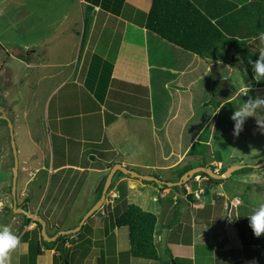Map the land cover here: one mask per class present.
Listing matches in <instances>:
<instances>
[{"label":"crops","instance_id":"crops-1","mask_svg":"<svg viewBox=\"0 0 264 264\" xmlns=\"http://www.w3.org/2000/svg\"><path fill=\"white\" fill-rule=\"evenodd\" d=\"M151 1L125 0L120 15L110 13L98 6L92 9V22L89 29L87 27L88 32H85V37L81 38L79 53L83 45L85 46V51L82 57L79 54L76 61L80 64V71L73 73L74 77L72 80H67L71 81L74 86L70 96L77 100L60 101V104L53 108L51 115L47 116L48 118L45 122L44 131L47 132L46 125L48 127L51 125L52 131L56 136L57 143H55V148L58 150L57 156L55 158L53 147L51 146L52 141L45 132V137L37 141L40 147L38 157L31 164L27 163L26 166L21 168V171L27 174H24L19 180L16 178L17 188L18 185L20 186L18 189L32 192L31 197L34 192H41V189L45 191L47 188L48 190L47 186L50 185L51 173L61 168L67 169L71 167L74 171H77L74 174L79 176H82L86 171L89 172L88 170L92 168L105 174L109 170V166L106 167L107 164L110 163L112 166L115 162V160L111 161L113 158L112 156L109 157L108 153L111 151L116 153L118 147L124 144L125 140L129 141V139L128 137L124 138L116 146L111 144L110 139L108 143L104 144L103 134H108L111 137L115 134V140H119L122 138V132L119 129L141 130L142 127L148 124L145 121L146 118L151 122L155 152L156 142H159L163 145L164 156L166 155L164 152L165 147L169 148L168 153L170 155L172 153L177 154L178 160L175 163L164 166L174 168L179 164L180 158L189 154L187 152L188 148L184 151L177 149V146L180 147L182 141V130L195 125L198 126V123L204 118V108H194L192 101H194L193 97L195 98L194 91L204 90L205 76H208L210 84L217 83V95L220 94L221 97H217L218 105L213 108L212 114L208 117L206 123L203 124L204 121L202 122L201 129L195 134L191 143L202 141L200 136L203 134L204 128L206 126L209 128V123L220 111V108L233 102L241 89L245 86L249 87L250 82L256 84V86L260 85L257 83L260 80L252 79L251 76L247 75L248 71L255 73V68H249L244 65L240 59L241 56L237 61L235 59L228 61L230 73L227 77H215L213 73L220 71V68L211 69V64L208 62L204 68V65H202L203 59L201 60L198 55L174 45L154 33L148 32L143 25V13L149 11ZM79 3L86 4L83 0H79ZM92 10L90 11L92 12ZM105 31L116 36L118 34L120 40L116 44L113 58L109 61L112 63V70L104 98L99 100L93 92L95 77L91 78V83H93V89H91L90 85L86 83V75L84 74L87 72L86 67L89 66L91 60L89 59L88 49L90 47L96 48L94 38L96 39L100 32L105 33ZM263 36L243 39V47L251 52L260 54L264 51ZM253 40H257L255 44H252ZM108 44L110 42L105 43V47H108ZM102 59L106 60V57H102ZM234 66L240 68V75L237 78V82H234L235 84L230 81ZM62 67H65V65H62ZM77 69L78 65L76 66V71ZM242 74L244 75V80L242 79ZM262 81L264 82V79ZM226 86H229V89L226 90ZM78 87H86L87 92L85 94L80 92V95H78ZM179 126L181 130L178 133ZM107 129L109 132H106ZM213 136L214 131L210 130L207 144L211 142L210 137ZM96 142L103 143L100 149L97 148L95 156L98 159L96 162L106 164L104 167L92 165L94 161H91V165L83 163V154L87 151L90 154V151H93L89 150L90 147L87 144H95ZM49 148L51 153L46 162ZM17 149L16 153H18ZM205 152L203 154L189 155L200 156V159L203 160L202 157ZM35 153L36 151H32L30 155L33 157V155H36ZM59 153H61L60 156ZM125 153H122L123 156H125ZM61 156H65L66 161H63ZM95 156L92 158L95 159ZM11 157V167L4 168L0 178V203H2L1 208L6 209L11 206V202L14 204L15 198L11 190L9 195L5 191L9 185V189L12 186V173H9V176L7 175V170H12L14 164L13 154ZM70 158L80 163L69 161ZM195 158L199 159L198 157L193 159ZM55 159H58V161ZM235 163L232 162V164ZM121 164L125 166L127 164L138 165L135 162L125 160H121ZM201 164L205 166L204 160ZM156 165H158L157 162ZM42 171L45 172L46 177L37 180L38 172ZM197 175L200 177L198 181L191 179L183 187L179 185L178 188L175 185H166L165 187H160L159 185L150 186L153 194H156V198L152 196L153 194L151 195L150 202L140 199L138 195L136 196V204L143 209L152 211L156 215L154 239L159 255L158 260L132 256L129 253L128 231H126L127 240L117 243V239L120 238L119 228L121 226L114 223L109 230H107L105 225L102 227L104 235L111 236L114 234L115 246L110 251L107 249L105 253H102L101 248L99 250L96 249L98 245L93 239V254H88V247L80 248L87 250L86 255L83 254L80 264H88L86 258L88 255H90L91 264H230L236 259H242V264H261L264 257L259 260L244 259L242 257V244L235 226L237 219L242 217L249 218L251 213L246 211L245 208L247 202L243 201L237 190L232 189L227 184V178L217 184H209L208 176ZM32 179L38 187H28V182ZM173 179L174 177L171 180ZM163 180L167 181V179ZM192 183L195 186H192ZM43 194L44 192L40 196L41 199L45 196ZM25 200L28 201L27 209L29 210V207L35 208L37 210L36 214H38L41 206L34 207L29 195L22 202ZM237 200L240 202L237 203ZM151 202L152 204H149ZM248 205L252 211L255 209L251 208V204L248 203ZM22 209L26 208L23 207ZM42 213L43 215L46 214ZM20 214L24 216L23 213L20 212ZM17 219L18 216L9 217L0 214V225H17L20 221L24 223V217L22 220L21 218ZM32 222L31 220L28 226H21L26 230H31L33 228ZM61 228H63L62 225L59 228L57 227L56 231ZM51 229L53 231H49V235H53L55 232L54 227ZM121 233L123 237V232ZM75 235L72 234L67 239L63 246L64 248H70L72 245H75L76 248L79 242L74 240L78 238ZM43 251L53 257L58 253L56 247ZM11 253L12 250H10L9 256ZM109 256H111L110 260Z\"/></svg>","mask_w":264,"mask_h":264},{"label":"rangeland","instance_id":"rangeland-1","mask_svg":"<svg viewBox=\"0 0 264 264\" xmlns=\"http://www.w3.org/2000/svg\"><path fill=\"white\" fill-rule=\"evenodd\" d=\"M86 13L90 14V19L84 24L83 20ZM92 18L93 10L92 12L87 10L85 4H80L79 0H0V116H2L0 117V178L2 177V170L11 167L10 133L13 132L16 149L18 148L16 156L18 158V170L19 168L20 170L16 178L19 180L24 174H27L22 172L21 168L26 166L27 163L31 164L39 155L40 147L37 141L45 137V122L51 115L53 108L58 106L60 101L67 102L75 99L70 96L74 86L71 81L67 80H72L73 73L80 71V64L76 61L79 54L82 57L85 51L83 45L79 53L82 32H88ZM118 38V34L116 36L108 31H105V33L100 32L96 39L94 38L96 48L90 47L88 49L89 59L95 53V57H106V60L111 61L115 54L116 44L120 40ZM262 40H264V36ZM256 41L253 40L252 44H255ZM107 42H110V44L105 47ZM28 50L31 51L28 53ZM91 52L94 53L91 54ZM235 56L234 59L237 61L240 55L236 54ZM240 59L242 60V58ZM62 65H65V67H62ZM77 65L78 69L76 71ZM96 69H98V66L90 68L92 72L97 71ZM86 74L88 72H85L84 75ZM97 75L95 74L92 77ZM239 75L240 68L234 66L230 81L237 82ZM247 75L253 79L256 73L248 71ZM242 79L244 80L243 74ZM263 79L264 75L261 76L260 81ZM260 81L257 82L260 84L259 86L250 82L249 87L245 86L241 89L233 102L220 108V111L209 123V129L214 131V136L210 137L211 142L208 143L205 155L202 157L205 167L210 166L217 172L222 167L226 168L233 165L232 162L249 165V167L234 170L227 178V184L232 189L237 190L238 195L243 201L247 202L245 208L250 213L253 211L248 203L251 204V208H258L264 204V164L254 167V165L264 160V131H261L260 125L257 123L258 120L264 121V104L257 105L253 114L244 118L242 130L238 134H234L233 131L235 120L232 119V115L245 103L251 105L257 99L264 101V82ZM214 83L209 85V90L210 95L212 92L214 93L213 98L210 97L216 103L218 102L217 97L220 98L221 96L220 94L217 95V83L215 87ZM225 88L227 90L229 86ZM77 90L78 95H80V92H83V94L87 92L86 87H78ZM210 107L215 106L210 105ZM7 120L11 122L12 128L8 125ZM145 121L149 124V128L147 124V126L137 131L129 128L127 130L124 128L119 129L122 132V138L119 140H115V134L112 137L103 134L104 144L108 143L110 139L111 144L116 146L128 137L130 142L128 140H125V142L128 141L134 147V150L127 151L125 156L119 152V148L123 144L118 147L116 153L115 151L109 152L108 156H112V162L113 160L120 163L121 160L135 162L138 165L127 164L126 166L140 173L155 174L162 180L167 179L170 182L173 177L176 179L181 170L187 165L190 166L189 169L203 165L200 156L189 154L180 158L179 164L174 168L156 165L154 134H152L150 120L146 118ZM108 129L106 132H109ZM46 130L47 137H50L52 141L53 153H55L57 139L52 131V126L48 127L46 125ZM87 146L90 147L89 150L93 151H90V154H88V151L83 154V163L91 165V161H94L92 165L106 166V164L96 162L98 159L95 156L97 148L100 149L103 143L96 142L95 144H87ZM32 151H36V155H33V157L30 155ZM50 153L51 149L49 148L46 162L50 157ZM91 156H95L96 160ZM194 157L199 159H193ZM71 161L80 163L74 159ZM109 165L110 163L106 167ZM88 171L79 176L74 174V171L67 173V169L62 170L59 175V183H56L53 187L52 185L47 186L48 190L45 187V191L41 189V192H34L32 197V192L18 189L20 186L18 185L17 188L16 182L14 204L11 202V206L6 209L1 208L2 203H0V214L9 217L18 216L17 220L20 218L22 220L23 216L16 209L21 207L19 204L29 195L34 207L41 206L38 214L48 213L47 216L51 223H46L45 232L47 235H49V231H53L52 227L55 231L60 225L63 228L59 230L74 228L99 200L101 188L108 174V172L104 174L93 168ZM9 173H12L11 169L7 170L8 176ZM36 177L37 180L46 177L45 172H38ZM151 181H143L140 178L118 171L114 174L102 204L84 220L80 229L72 232L78 237L74 240H78L79 244L76 245V248L75 245H72L70 248L64 249L70 264H80L83 254L86 255L87 250L80 248L88 247V254H93V239L98 245L96 249L101 248L102 253H105L107 249L110 251L115 246L114 234L111 236L104 235L102 226L105 225L107 230L111 229L115 223V218L125 208V204L137 203L135 201L137 195L140 199L150 202L153 194L150 186L155 185V182ZM28 183V187H38L33 179ZM9 187L10 185L5 190L8 195L10 193ZM43 192L45 196L41 199L40 196ZM152 196L156 198V194ZM239 202L238 200L237 203ZM149 204H152V202ZM122 205L125 206L121 207ZM29 211L31 213L37 212L32 207H29ZM53 213H55V216ZM32 223L34 228L36 224L35 222ZM21 225L28 226V224L24 225L21 221L17 225H7L11 232L19 238L17 247L12 250L10 255L11 264H31L28 255L30 244L33 245L37 241L41 243V237L47 242V239L41 234V229L37 235L32 227L31 230H26ZM0 227L4 226L0 225ZM126 231L125 227L119 228L120 238H116L117 243L127 240ZM121 232H123V237ZM46 249L41 246L42 253L36 257V264L62 263L57 256L58 253L53 257L43 251ZM111 251L113 252V250ZM86 258L87 263L91 264L90 255ZM110 258L111 256H109V260ZM261 264H264V258Z\"/></svg>","mask_w":264,"mask_h":264},{"label":"trees","instance_id":"trees-1","mask_svg":"<svg viewBox=\"0 0 264 264\" xmlns=\"http://www.w3.org/2000/svg\"><path fill=\"white\" fill-rule=\"evenodd\" d=\"M87 10H92L98 6L110 13L120 15L125 0H84ZM144 27L148 32L154 33L162 39L177 45L191 53L198 55L202 65L211 64V69L220 68L217 73L214 72L215 77H227L230 73V66L228 61L234 59L236 54H239L245 65L254 68L255 61L259 58V53L251 52L250 50L242 47L243 39L251 37L258 38L264 35V0H152L150 9L147 13H143ZM90 19V14L86 13L84 17V24ZM85 32H82V39L85 37ZM95 55V54H93ZM98 66L97 71L92 72L90 68ZM89 70V71H88ZM112 63L106 61L98 56H93L87 68L86 83L93 88L91 77H95V86L93 92L95 96L102 100L111 77ZM94 73V75H93ZM91 74V75H90ZM209 78L204 77V90L194 91L192 104L194 108H204V118L198 123V126L184 128L181 136L182 141L180 147L177 149L184 151L187 148L189 154H203L207 149V141L210 133L208 126L204 128L203 134L200 136L202 141H195L191 143L195 134L200 127L206 123L208 117L212 114L213 108L217 106L218 102L214 103V93L210 95ZM216 84H214L215 87ZM214 90V89H213ZM212 98H211V97ZM195 117V116H194ZM179 129V130H178ZM178 133L181 130L178 128ZM159 131V129H158ZM177 133V132H176ZM200 138V139H201ZM163 145L156 142V162L160 166L171 165L178 160L177 154L168 153L165 147L166 155H163ZM71 148V147H70ZM12 151V150H11ZM178 152V151H177ZM58 150L54 156L56 158ZM61 153H59L60 156ZM169 154V155H168ZM63 155V154H62ZM63 161H66L65 156H61ZM59 159V158H58ZM58 159H55L58 161ZM68 160V159H67ZM72 159L70 158L69 161ZM73 164V163H70ZM264 164V160L254 165ZM203 166V165H202ZM111 167V164L109 165ZM242 167H249L247 164H242ZM190 168L187 165L178 177L171 182H175V187L178 188L185 183L178 184L180 176ZM238 168V169H240ZM225 167L222 168L223 171ZM61 168L50 175V185L59 183V175ZM74 171L73 168L68 167L67 173ZM77 172V171H74ZM117 172V171H116ZM119 173H122L118 170ZM202 174L205 172L198 171L194 175ZM129 175V174H126ZM207 176V175H206ZM209 178V184H217L223 179ZM191 180V179H190ZM190 180H188L190 182ZM146 181V180H143ZM186 181V183L188 182ZM155 182V181H151ZM160 187L166 186V181L156 183ZM192 186L195 184L192 183ZM11 190V188H10ZM102 190V188H101ZM27 200L22 202L20 206L26 208L27 214H24V225L29 224L31 213L27 209ZM46 215H36V219L32 220L36 223L33 228L38 235L41 229V221L50 222L49 217ZM55 216V213H53ZM41 218L40 221L38 219ZM156 215L149 210L143 209L141 206L128 203L126 207L115 218V224L121 227H126L128 231L129 253L134 257H141L145 259L158 260L159 255L155 244L154 231L156 225ZM51 223V222H50ZM235 226L242 244V257L244 259L259 260L264 257V233L260 236H255L250 226L248 217H242L235 221ZM57 231L53 233L56 234ZM51 235V236H53ZM72 235L59 234L55 240L45 241L41 237V243L30 244L29 259L31 264H35L36 257L42 253L41 246L47 249L56 247L58 251V258L61 259V264H70L63 247L67 239ZM50 236V235H49ZM41 244V245H40ZM34 246V247H33ZM33 253L31 254V251ZM55 256V255H54ZM230 264H242V259H236Z\"/></svg>","mask_w":264,"mask_h":264},{"label":"water","instance_id":"water-1","mask_svg":"<svg viewBox=\"0 0 264 264\" xmlns=\"http://www.w3.org/2000/svg\"><path fill=\"white\" fill-rule=\"evenodd\" d=\"M31 50H28V53ZM2 117V116H0ZM7 119V118H6ZM8 125L10 126V128H12V124L9 120H7ZM10 142H11V149H12V154H13V159H14V164H13V168H12V186H11V192L13 194V196H15V191H16V176L18 173V159L16 156V147H15V142H14V137H13V132L10 133ZM129 150H134V147L129 143V142H125L120 148H119V152L121 153H125ZM92 158V156H91ZM242 166V164H233L230 165L228 167H226L222 172H217L215 171L212 167L210 166H199V167H195V168H191L187 171H185L181 176L179 181L177 182L178 184H182V183H186V181L190 180L193 176L194 173L198 172V171H202L205 172L206 175L212 179L215 178H219V179H224V178H228L232 172L238 168H240ZM121 171L124 174H129L132 177H137L140 178L142 180H147V181H155L157 183H162L163 180L158 177L155 174H143L140 172H137L136 170H133L131 168L126 167L125 165L121 164L120 162H115L108 171V174L105 178L104 181V185L102 187L101 190V195L99 200L88 210V212L85 214V216L81 219L80 223L71 229H64V230H59L56 234H54L53 236H49L47 235V233L45 232V226H46V221H41V234L47 239V241H51V240H55V238L59 235V234H69L72 232L77 231L78 229H80L82 223L84 222V220L95 210L98 209V207L102 204V202L105 199V195L106 192L109 188L110 182L114 176V174L116 173V171ZM166 185L167 186H172L175 185V182H170V181H166ZM208 191V190H207ZM15 201V198H14ZM17 211L22 212L23 214H27V210L22 209V208H18L16 209ZM36 213H30L29 216L31 218V220L36 219ZM41 218L38 219V221H40Z\"/></svg>","mask_w":264,"mask_h":264},{"label":"clouds","instance_id":"clouds-1","mask_svg":"<svg viewBox=\"0 0 264 264\" xmlns=\"http://www.w3.org/2000/svg\"><path fill=\"white\" fill-rule=\"evenodd\" d=\"M254 68L256 73L255 79L260 80L261 76L264 75V51L260 53L259 58L255 61ZM261 104H264V101L257 99L251 105L245 103L239 110L233 113L232 119L235 120L234 134H238L242 130L244 118L252 115L256 106ZM257 123L260 125L261 131H264V121L258 120ZM249 221L255 236H260L264 233V204L253 210L249 216ZM18 243L19 238L7 226L0 227V264H10L9 252L15 249Z\"/></svg>","mask_w":264,"mask_h":264},{"label":"built area","instance_id":"built-area-1","mask_svg":"<svg viewBox=\"0 0 264 264\" xmlns=\"http://www.w3.org/2000/svg\"><path fill=\"white\" fill-rule=\"evenodd\" d=\"M199 178H200V177H199L198 175H194V176L192 177V180H194V181H198ZM185 185H187V183H185L184 186H185ZM201 190H202V189H201ZM237 202H238V200H237Z\"/></svg>","mask_w":264,"mask_h":264},{"label":"flooded vegetation","instance_id":"flooded-vegetation-1","mask_svg":"<svg viewBox=\"0 0 264 264\" xmlns=\"http://www.w3.org/2000/svg\"><path fill=\"white\" fill-rule=\"evenodd\" d=\"M109 171V170H108ZM222 172V171H221ZM130 176V175H129ZM147 181V180H146Z\"/></svg>","mask_w":264,"mask_h":264}]
</instances>
